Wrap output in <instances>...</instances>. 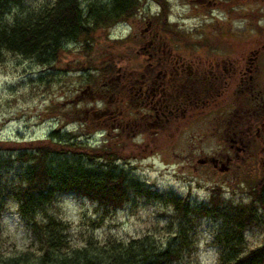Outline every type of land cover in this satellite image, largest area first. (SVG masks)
<instances>
[{
	"label": "trees",
	"instance_id": "16d2710c",
	"mask_svg": "<svg viewBox=\"0 0 264 264\" xmlns=\"http://www.w3.org/2000/svg\"><path fill=\"white\" fill-rule=\"evenodd\" d=\"M153 2L159 5L158 15L164 20L165 0ZM138 6L139 0L103 4L86 0L82 5L79 0H0V60L9 54L51 68L66 45L77 42L88 56L93 34L126 22ZM84 79L96 81L97 75L90 73ZM41 80L38 74L36 81ZM69 105L71 109L63 116L79 121L81 111L73 103ZM99 154L102 156L95 157L101 163H88L91 157L85 147L57 129L34 145L0 140V197L4 193L14 199L34 248L0 257V264H182L183 256L195 250L194 232L201 218L216 224L210 241L216 250L215 264H264V238L252 248L245 241L249 229L263 227L264 231V173L244 181V200L224 198L220 186L214 185L205 203L191 206L186 196L151 193L139 182L134 185L128 171L117 167L116 159L124 161L117 151ZM11 175L14 178L8 182ZM64 192L96 204L99 215L88 224L91 229L126 204L130 195L160 197L174 211L169 216V237L160 244L148 236L126 243L108 238L101 244L87 235L74 245L68 238L71 226L49 209L54 196ZM2 211L0 201V217Z\"/></svg>",
	"mask_w": 264,
	"mask_h": 264
},
{
	"label": "flooded vegetation",
	"instance_id": "af4514ba",
	"mask_svg": "<svg viewBox=\"0 0 264 264\" xmlns=\"http://www.w3.org/2000/svg\"><path fill=\"white\" fill-rule=\"evenodd\" d=\"M181 2L176 22H195L173 21L168 2L164 20L159 5L152 12L140 4L120 38L131 44L125 65L123 55L101 62L97 80L70 103L86 129L133 137V161L171 150L193 170L199 164L229 175L242 167L257 175L264 171V26L249 23L263 18L264 0ZM232 19L248 26L231 28Z\"/></svg>",
	"mask_w": 264,
	"mask_h": 264
},
{
	"label": "rangeland",
	"instance_id": "374dc122",
	"mask_svg": "<svg viewBox=\"0 0 264 264\" xmlns=\"http://www.w3.org/2000/svg\"><path fill=\"white\" fill-rule=\"evenodd\" d=\"M79 1L81 5L86 2ZM107 1L99 0L102 4ZM139 1L144 5L141 9L149 6L152 12H157V4L153 0ZM181 1L167 0L171 7L170 18L175 22L181 18L180 13L183 9L181 4H184ZM167 2L165 0V4ZM182 21L184 24L195 22L192 18ZM230 22V27L238 30L242 29L243 25L248 26L245 21L232 19ZM130 24L131 19H128L126 22L119 21L106 30L98 29L92 36V42L90 40L91 50H88V56L81 51L80 42L68 43L65 50L60 53L58 62H54L51 68L33 64L28 59L22 60L18 56L4 55L0 60V140L5 143L13 141L17 144L34 145L47 139L51 130L57 129L60 133L68 135L71 141L85 147L86 153L91 157L88 163H101V160L95 157V154L102 156L99 152L120 153L124 161L116 159L117 167L128 171L134 185L139 182L151 193L158 191L165 195L169 192L181 197L186 196L191 206H194L201 202L205 203L211 187L218 185L224 198L233 202L246 199L247 187L244 181L259 178L260 173L264 171L261 170L252 176L247 173L251 172L250 169L241 167L239 171L228 175L214 173L210 167L199 164L198 169L193 170L195 163H179L178 159H174L171 150L166 152L155 150L147 153L143 161L137 159L133 161V137L127 138L124 134L116 138L112 133L106 134L108 130L105 129L101 134L102 131L98 128L86 129L82 116L78 117L79 121H70L63 116L67 113L66 110L71 109L70 101L76 99L87 83L84 77L90 73L99 76L104 60L123 55L121 65H125L127 58L123 53L125 49H130L131 44L128 47L120 38L129 32ZM249 25L250 30L255 25L257 27L261 25L263 28L264 16L259 22L250 21ZM255 35L262 37V33ZM82 69L87 71L83 72ZM38 74H41V82L36 81ZM80 96L78 101H81L83 107L84 95ZM12 178L13 175L8 176L7 181H11ZM0 201L3 206L0 217V257L16 256L26 248L32 251L33 245L29 244L31 238L22 223V218L17 214L16 202L4 193ZM95 205L84 197L64 192L54 196L49 209L71 226L68 238L74 245L80 243L81 238L87 235H91L93 241L101 244L108 238L126 243L129 239L137 240L143 236H148L153 242L160 244L169 237V216L174 211L171 204L160 197L151 199L130 195L126 204L98 221L91 229L88 224L94 222L99 215ZM198 224L197 231L194 232L195 250L183 256L185 263L182 264H215L216 250L210 241L216 224L205 218H201ZM245 238L248 247L259 246L264 238L263 227L249 229Z\"/></svg>",
	"mask_w": 264,
	"mask_h": 264
}]
</instances>
